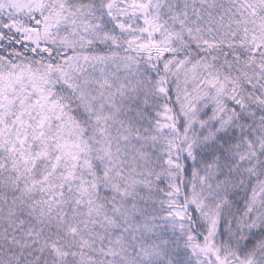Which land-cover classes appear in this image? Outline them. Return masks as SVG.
Instances as JSON below:
<instances>
[{
  "label": "snow or ice",
  "instance_id": "snow-or-ice-1",
  "mask_svg": "<svg viewBox=\"0 0 264 264\" xmlns=\"http://www.w3.org/2000/svg\"><path fill=\"white\" fill-rule=\"evenodd\" d=\"M0 264H264V0H0Z\"/></svg>",
  "mask_w": 264,
  "mask_h": 264
}]
</instances>
